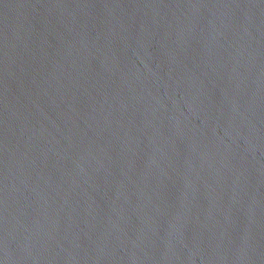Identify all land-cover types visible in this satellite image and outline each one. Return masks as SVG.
Listing matches in <instances>:
<instances>
[{"label":"water","instance_id":"obj_1","mask_svg":"<svg viewBox=\"0 0 264 264\" xmlns=\"http://www.w3.org/2000/svg\"><path fill=\"white\" fill-rule=\"evenodd\" d=\"M0 264H264V0H0Z\"/></svg>","mask_w":264,"mask_h":264}]
</instances>
